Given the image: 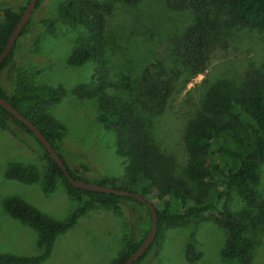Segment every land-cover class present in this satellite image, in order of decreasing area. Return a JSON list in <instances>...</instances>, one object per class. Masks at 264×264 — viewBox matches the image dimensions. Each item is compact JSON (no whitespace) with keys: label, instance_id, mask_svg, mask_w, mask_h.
<instances>
[{"label":"trees","instance_id":"16d2710c","mask_svg":"<svg viewBox=\"0 0 264 264\" xmlns=\"http://www.w3.org/2000/svg\"><path fill=\"white\" fill-rule=\"evenodd\" d=\"M116 1L135 6L143 0ZM165 2L173 11L192 12L197 15V20L181 36L166 39L156 49L155 61L144 69L136 82L138 91L133 103L110 92L105 40L107 19L103 14L102 1L62 0L57 8L58 17L84 27L87 33V37L82 39L69 57L68 64L75 68L87 63H93L94 66L90 81L77 84L74 94L83 99H96L100 124L114 131L116 153L128 159V182L121 185L114 180L94 182L142 194L155 205L158 235L150 249L135 264H142L159 247L168 227H175L186 219L212 214L229 235L222 256L236 259L240 264H250L255 243L248 234L249 221L245 216L233 212L229 204L233 193L237 192L247 207L259 209L264 217V203L259 197L260 169L264 165V69H249L241 81L224 78L211 84L201 110L187 128L189 163L182 175H177L176 157L165 152L157 142L150 116L164 113L177 91L178 82L182 81L185 86L226 54L228 43L216 28L217 24L220 31L222 28L218 22V12L228 10L230 18L227 21L231 24L264 30V0ZM21 14L10 9L3 10L0 19V55ZM41 22L50 29L54 27L51 20L43 19ZM30 25L29 21L21 35L30 30ZM15 46L0 66V77L6 68L14 64ZM169 58H175L176 63L171 70L167 67ZM66 94L62 86H33L23 78L16 81L14 91L0 86V96L36 123L64 161L61 155L64 130L42 110L60 104ZM142 112L148 116H143ZM10 120L33 134L24 123L0 106V126L17 135L10 127ZM44 149L43 157L47 162L42 184L44 192H53L61 178L69 195L76 199L86 196V199L66 222L49 219L36 207L19 198L9 199L6 203L8 212L38 230L39 245L43 252L35 256L1 254L0 264H43L51 257L56 238L69 231L87 210L91 200L115 207L129 199L144 206L147 213L137 233L129 239L125 252L112 263L124 264L151 230L150 208L133 198L73 186ZM66 165L72 176L83 179ZM84 168L87 166L84 165ZM37 170V165L31 162L14 163L6 174L10 178L33 183L38 179ZM136 186L141 188L140 192L135 190ZM201 256L193 246L189 247L187 257L190 262H195Z\"/></svg>","mask_w":264,"mask_h":264},{"label":"rangeland","instance_id":"374dc122","mask_svg":"<svg viewBox=\"0 0 264 264\" xmlns=\"http://www.w3.org/2000/svg\"><path fill=\"white\" fill-rule=\"evenodd\" d=\"M29 1L0 0V19L4 9L23 12ZM101 1L107 19L105 40L110 92L133 103L138 91L136 82L144 69L155 61L156 49L166 39L181 36L195 23L197 15L187 10L173 11L165 0H143L135 6L116 0ZM61 2L39 1L30 17V30L18 37L14 64L3 71L0 86L14 91L16 81L21 78L33 86H62L67 91L62 102L42 110L64 130L62 157L76 175L89 182L105 179L121 185L129 181L128 159L116 153L114 131L100 124L96 99H83L74 94L77 84L90 81L94 66L87 63L75 68L68 64L69 57L87 33L84 27L56 15ZM227 11L218 12L221 31L216 25L228 43L226 54L185 86L182 81L178 82L177 91L164 113L150 116L157 142L177 159V175H182L189 163L188 125L201 110L211 84L224 78L241 81L249 69H264V30L229 23ZM43 19L53 21L54 27H46L41 22ZM174 64L175 58L167 60L168 69H173ZM142 115L148 116L144 112ZM10 127L18 136L0 126V256H35L43 252L38 230L13 217L6 208L7 201L19 198L49 219L66 222L83 205L86 196L73 198L61 178L55 190L46 194L42 185L47 167L43 146L23 126L10 120ZM24 162L37 165L38 179L33 183L6 174L11 164ZM260 175L259 197L263 204L264 165ZM135 190L140 192L141 188L136 186ZM229 206L249 221L248 234L255 243L250 264H264L263 213L247 207L237 192L233 193ZM145 209L129 199L115 207L91 200L69 231L56 238L52 255L43 264L116 262L144 221ZM228 237V231L217 223L213 214L186 219L166 229L159 247L142 264H240L236 259L222 256ZM190 246L202 255L195 262L187 257Z\"/></svg>","mask_w":264,"mask_h":264},{"label":"water","instance_id":"95a60500","mask_svg":"<svg viewBox=\"0 0 264 264\" xmlns=\"http://www.w3.org/2000/svg\"><path fill=\"white\" fill-rule=\"evenodd\" d=\"M38 2L39 0H30L28 5L24 8L19 18L20 20L18 24L14 28L3 52L0 55V66L3 64V62L6 60V58L13 50L18 40V37L21 35L22 30L30 21V17L33 13V10L37 6ZM0 106L3 107L5 110H7L10 114H12L16 119L24 123L32 131L34 136L44 146L45 148L44 150L46 151V153L63 170L64 174L66 175L69 182L73 186L84 190L97 191L102 193L114 194L121 197L133 198L140 203L142 202L146 204L150 208L152 212L151 230L146 236V238L143 240V242L141 243L140 247L124 263V264H135L142 257V255L150 249V247L152 246L158 235V229H159V227L157 226L158 212L155 205L149 202L146 198H144L142 194L114 188L111 185H105L97 182H89L83 179L75 178L70 173V169L66 165L65 161L61 159L58 153L54 150L55 148L44 136V133L40 130V128L36 125L35 122H33L30 118H28L26 115L21 113L15 106H13L7 99H5L2 96H0Z\"/></svg>","mask_w":264,"mask_h":264}]
</instances>
